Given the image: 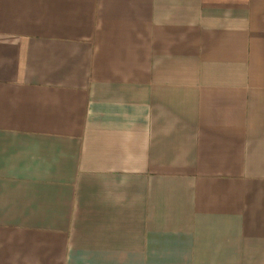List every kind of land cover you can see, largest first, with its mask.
Masks as SVG:
<instances>
[{
	"label": "crops",
	"instance_id": "0c3cea01",
	"mask_svg": "<svg viewBox=\"0 0 264 264\" xmlns=\"http://www.w3.org/2000/svg\"><path fill=\"white\" fill-rule=\"evenodd\" d=\"M0 264H264V0H0Z\"/></svg>",
	"mask_w": 264,
	"mask_h": 264
}]
</instances>
